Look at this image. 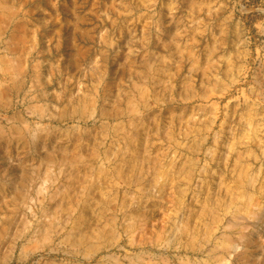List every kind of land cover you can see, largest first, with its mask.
Segmentation results:
<instances>
[{
  "label": "rangeland",
  "instance_id": "1",
  "mask_svg": "<svg viewBox=\"0 0 264 264\" xmlns=\"http://www.w3.org/2000/svg\"><path fill=\"white\" fill-rule=\"evenodd\" d=\"M0 264H264V0H0Z\"/></svg>",
  "mask_w": 264,
  "mask_h": 264
},
{
  "label": "bare ground",
  "instance_id": "2",
  "mask_svg": "<svg viewBox=\"0 0 264 264\" xmlns=\"http://www.w3.org/2000/svg\"><path fill=\"white\" fill-rule=\"evenodd\" d=\"M159 1H160V0H159ZM164 2H165V1H162L163 5H164ZM159 4H160V2H159ZM159 4H158V5H159ZM161 12H162V10H161ZM162 16H163V14H162ZM163 19H164V17H163Z\"/></svg>",
  "mask_w": 264,
  "mask_h": 264
}]
</instances>
